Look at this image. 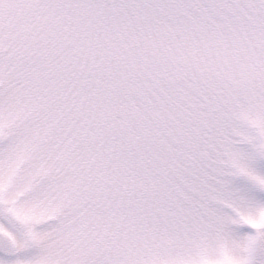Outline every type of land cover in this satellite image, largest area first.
I'll return each instance as SVG.
<instances>
[{"label":"snow or ice","instance_id":"6c2138e0","mask_svg":"<svg viewBox=\"0 0 264 264\" xmlns=\"http://www.w3.org/2000/svg\"><path fill=\"white\" fill-rule=\"evenodd\" d=\"M0 264H264V0H0Z\"/></svg>","mask_w":264,"mask_h":264}]
</instances>
